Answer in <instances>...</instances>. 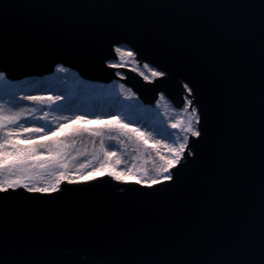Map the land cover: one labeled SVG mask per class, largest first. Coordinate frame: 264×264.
<instances>
[{"label": "water", "instance_id": "obj_1", "mask_svg": "<svg viewBox=\"0 0 264 264\" xmlns=\"http://www.w3.org/2000/svg\"><path fill=\"white\" fill-rule=\"evenodd\" d=\"M4 3L0 66L9 69V77L60 63L87 76H108L103 63L111 59L112 47L127 45L139 59L169 73L152 86L153 96L179 83L195 86L192 101L207 133L201 159L181 169L177 184L156 185L159 191L101 179L64 186L54 198L9 199L14 209L4 225L9 237L27 241L43 235L51 246L65 248L63 235L73 232L99 243L105 258L121 264L255 258L261 226V0H0ZM126 83L143 94L151 90L131 75ZM187 108L185 121L190 104ZM121 189L127 191L122 195ZM16 258L12 250L5 253L6 262Z\"/></svg>", "mask_w": 264, "mask_h": 264}, {"label": "rangeland", "instance_id": "obj_2", "mask_svg": "<svg viewBox=\"0 0 264 264\" xmlns=\"http://www.w3.org/2000/svg\"><path fill=\"white\" fill-rule=\"evenodd\" d=\"M119 60L110 65L114 68L119 67L121 57ZM21 82L23 80L8 81L7 85L0 82V105H3L5 114L9 112L21 114V119L13 127L22 134L15 138L14 142L21 147H31L36 140V137L27 139L28 133L23 132L20 127L22 125L26 129L40 127L45 129L41 140L44 147L40 149V153L45 157L49 149L55 151L49 143L50 140L59 139L62 145H66L60 149L64 167L57 164L48 169L38 168L40 175L32 173L38 182H51L60 172L67 173L74 180L82 179L81 174L86 175L93 168L105 163L103 153L100 151L102 144L105 151L114 154L109 165L115 166L114 170L121 173H127L129 169L138 173L142 170V175H125L123 180L135 181L137 178L143 180L156 174V169L163 164L161 157L169 158L170 149L177 146L181 136L185 135L182 131L185 122L177 117L169 99L164 98L162 104L157 106L158 112L147 111L136 100V95L125 88L119 80L107 87L95 88L76 87L80 83L69 85L67 80L59 81L58 84H55L54 80H44L39 83L40 91L34 90L33 96H40L45 100L50 96H62V99L55 103L44 104L36 102L20 104L18 101L20 97L32 95L19 90L17 84ZM25 86L27 89L37 87L32 82ZM76 117L82 119L77 120ZM178 121L181 127L173 128L171 125ZM121 125L125 127L121 128ZM61 126L63 132H55V129ZM47 129H52L53 132ZM83 129L97 130L98 134ZM75 158L78 159V163L71 167L70 164ZM107 170L106 168V173ZM3 178H8V174L0 176V179Z\"/></svg>", "mask_w": 264, "mask_h": 264}, {"label": "snow or ice", "instance_id": "obj_3", "mask_svg": "<svg viewBox=\"0 0 264 264\" xmlns=\"http://www.w3.org/2000/svg\"><path fill=\"white\" fill-rule=\"evenodd\" d=\"M8 7L5 3L0 5L3 10V17L5 8ZM261 9V36H262V55H261V120H262V135H261V226L259 234L258 246L254 249V257L250 258L244 256L240 259L232 260L228 264H264V0L260 3ZM0 19V23L3 21ZM2 32V29H0ZM113 40L118 37H112ZM116 53L121 55V58H131L133 52H123L120 47L115 48ZM147 67V65H146ZM58 72H66L63 67H57ZM8 68H0V82L5 85L8 84ZM153 77L165 78L169 75L166 70L152 71ZM147 79V77H145ZM184 91L192 96L195 86L189 81L184 85ZM15 97H13V100ZM22 100H28L36 103H55L62 99L61 95L50 96L45 98L40 96L25 95L20 97ZM191 103L187 101L185 107ZM21 119L20 112L5 114L3 105H0V176L8 174V178L0 179V264H121V261L116 259L105 258V252L101 245L93 240L86 239L84 236L66 232L63 235L67 243V247H53L48 243V238L43 235L34 236L32 239L23 241L12 239L5 231V221L14 214V209L8 204L9 199L20 197L28 201L36 199L39 196L56 197L62 195L65 189L61 187V181L65 180L69 185L73 184L74 178L65 172H60L59 175L51 182L37 181L35 176L40 175L37 169H48L59 164L64 167L60 149L66 147L62 145L59 139L50 140L49 143L55 148V151L49 149L47 156L40 153V149L44 147L41 140L44 137L45 129L32 128L26 129L21 125L24 133H28L27 139L36 137L35 142L31 147H21L14 142L15 138L21 136V131H18L13 126ZM77 120L82 117H76ZM202 115L197 107L190 108V115L187 121L182 125L183 135L180 143L171 148V155L169 158L161 157L163 164L156 169V174L146 177L143 180L137 178L136 185L144 184L149 189L159 191L155 186L163 182L164 187H169L178 183L180 179L181 169L188 164L196 163L201 159L200 142L205 139L207 133L199 127ZM119 123V122H117ZM110 126V125H109ZM173 128L181 127L180 122L171 125ZM125 126L121 125V128ZM63 126L55 129V132H63ZM53 132L52 129H47ZM78 131V130H77ZM83 131L97 130L83 129ZM55 134V133H53ZM189 135L195 139L189 141ZM103 153L105 163H101L99 167H95L91 172L82 175L84 181H92L96 176H103L107 168V176L116 181H122L125 175L138 176L140 173L134 172L131 169L127 173H121L114 170L115 166H109L110 161L114 158V154L104 150L103 144L100 149ZM34 158V160H33ZM190 158V159H188ZM31 161V163H29ZM119 163V161H117ZM83 167V166H82ZM17 189H22L28 195L24 196L23 192H17ZM127 190L121 189L123 195ZM138 191V190H137ZM140 195L146 193L139 192ZM12 250L17 254V258L6 262L5 253Z\"/></svg>", "mask_w": 264, "mask_h": 264}, {"label": "bare ground", "instance_id": "obj_4", "mask_svg": "<svg viewBox=\"0 0 264 264\" xmlns=\"http://www.w3.org/2000/svg\"><path fill=\"white\" fill-rule=\"evenodd\" d=\"M127 53V52H125ZM115 56H116V61H119L121 55L114 52ZM122 59V62L120 64V67L121 69H114V75L113 77H110L108 79H88L86 77H83L82 75H78V71L77 70H66V72H58V71H55V72H49L46 74V76L48 77H43L41 79H38L36 81L34 80H26V81H23L21 83H18L17 86L19 88V90H21L22 92H28L29 94L32 93V96L34 95L33 92L34 90H38L39 89V83L41 84L42 81L44 80H54L55 81V84H58L59 81H63V80H67L68 84L69 85H74L76 84V82L78 83H83L84 85H95L96 87H99V86H102V87H105L109 84L110 81H112L113 78H116V74L118 73H121L122 69H129V70H132L134 69L135 71L137 72H141V76H144V77H148L146 80H150L153 76L151 75L152 71H149L148 68H142V67H139L138 63L136 60H134V54L131 58H121ZM128 72L126 71L124 75H126ZM122 76V77H123ZM9 81V80H8ZM10 82V81H9ZM30 82H32L35 86L37 87H32V88H26L25 85L29 84ZM77 87V86H76ZM36 88V89H35ZM40 91V89H39ZM52 93V91H51ZM169 93L171 95H175V92L173 90H170ZM166 94V93H165ZM136 100H138L140 102V104L143 106V108H145L147 111H151L153 113H156L158 111H156V108L158 105H160V101L156 102V101H143L142 98L137 94V96L135 97ZM64 100H66V98H64ZM181 100H184V97L181 98ZM19 103L21 104L22 102L24 104H31L32 101H20V99H18ZM185 100H184V106H185ZM188 110V108H182V109H176V114H177V117L180 119V121H185V112ZM73 162L70 164L71 167H75L78 163V159H73L72 160ZM93 176L95 178H99V177H102V176H96L95 173H93ZM103 176H107V174L105 173ZM94 178V179H95ZM75 181V180H74ZM128 183H132V182H128ZM62 184V183H61Z\"/></svg>", "mask_w": 264, "mask_h": 264}]
</instances>
